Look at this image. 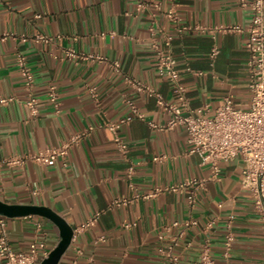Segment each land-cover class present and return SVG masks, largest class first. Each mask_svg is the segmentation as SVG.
I'll return each instance as SVG.
<instances>
[{"label":"crops","instance_id":"crops-1","mask_svg":"<svg viewBox=\"0 0 264 264\" xmlns=\"http://www.w3.org/2000/svg\"><path fill=\"white\" fill-rule=\"evenodd\" d=\"M144 1L146 9L138 11L135 0H0V36L8 34L0 39V96L14 97L0 104V201L47 207L73 228L58 264H167L157 250L159 234L164 244L174 245L177 264H200L206 238L217 264H264L262 226L250 192L241 187L243 162L239 157L221 161L219 177L205 182L192 206L186 190H162L143 197L155 187L193 176L207 178L210 169L197 154L188 152L185 126L168 127L173 113L127 81L140 80L167 101H175L169 80L156 69L149 31L153 23L157 42L176 59L191 108L208 102L212 114L225 95L237 106H247L249 69L244 41L250 6L238 0H177L179 25L238 24L243 28L239 32L180 33L176 23L165 16L167 0ZM36 33L60 37L36 41L32 39ZM166 35L171 36L168 46ZM213 44L219 47L215 57L210 55ZM67 48L101 54L108 60L69 58ZM19 52L33 71L35 95L44 98L48 84L56 85L58 110L44 101L32 117L23 106L26 93L16 64ZM115 59L121 72L109 64ZM187 64L192 70L186 69ZM132 105L144 118L135 117L118 130L134 164L128 178V161L116 148L108 123L130 114ZM83 130L86 135L58 160L45 164L26 160L18 165L3 161L59 145ZM154 156L162 158L154 160ZM116 198L131 200L116 204ZM22 208L14 209L13 215L1 214L12 248L27 251L36 239L44 241L50 251L60 239L58 226L45 215L24 214ZM96 211L100 215L94 226L74 231ZM188 216L198 223L179 235L181 226H172V222ZM230 217L234 240L225 259L224 233ZM130 222L135 224L124 226Z\"/></svg>","mask_w":264,"mask_h":264},{"label":"built area","instance_id":"built-area-1","mask_svg":"<svg viewBox=\"0 0 264 264\" xmlns=\"http://www.w3.org/2000/svg\"><path fill=\"white\" fill-rule=\"evenodd\" d=\"M169 6L165 11V16L176 23L175 28L178 32L185 30L210 31L214 33L217 30L222 32H239L243 28L238 24H221L216 26H204L200 24H181L178 23L177 0H167ZM242 6H250V21L246 27V37L244 41L245 50L247 52V66L249 69L248 88L250 91V99L247 106H237L229 95H225L220 103L215 107L214 112L209 114L210 105L205 102L198 108L189 106V98L187 95V87L181 80L180 71L176 66L175 57L165 51L157 42L155 33L156 28L153 23L149 25V31L152 39V47L156 53V69L158 74L167 78L171 84L175 94V101H167L163 95L152 86L132 78H127L128 83L137 91L147 96L153 97L157 105L173 113L168 120V127L175 124H183L186 130V140L188 142V152L197 154L202 164L208 165L210 176L189 177L176 183L169 184L164 187H155L150 192L143 195L149 197L156 195L162 190L182 192L187 191V201L190 206L194 205L199 190L205 187V182L209 179H217L219 177L223 160H232L239 157L243 162L241 171L240 184L241 187L248 190L252 196L253 208L256 211L261 222L262 232L264 236V0H238ZM136 10L143 11L147 7L144 0H135ZM39 16V14L37 15ZM8 34H3L0 39L5 38ZM54 37L59 38L60 35L52 36L42 33H36L32 36L33 40L51 42ZM22 40H27L26 36H21ZM171 36L166 35L164 38L165 45H169ZM219 51V47L213 44L210 55L215 57ZM66 57L74 59H90L97 61L108 60L101 54L79 53L73 48L65 50ZM16 64L22 77L23 87L25 90V98L22 101L30 116L35 117L44 101L51 102L58 110V91L54 83L47 86L46 95L41 98L34 94V74L27 62L24 54L16 55ZM109 64L116 72H121V64L119 60H109ZM186 69L192 70L187 64ZM93 95H96L94 88H90ZM14 100L13 96H0V104H6ZM143 119L144 114L132 105V112L119 120L110 121L109 128L114 134V143L118 151L128 161L127 177L131 178L134 173V164L129 157V147L127 142L120 136L118 130L122 124L129 123L133 118ZM156 126L154 123H150ZM87 130H83L70 135L59 145H47L35 152L15 154L4 158L7 165L22 164L26 160L45 164L47 161L58 160L63 158L69 151V148L79 143L81 138L85 136ZM162 156H154V160H158ZM139 195L136 194L135 197ZM131 199L116 198L114 203H128ZM100 212L96 211L92 216L81 222L74 231L92 227L96 224ZM197 220L191 216L183 220H174L172 226H181V235L184 230L193 225H197ZM135 222L125 223L128 227ZM212 224V220L205 225L206 230ZM223 256L228 258L234 234L232 231L231 217L225 225ZM99 236L98 239H103ZM161 244L158 246V252L166 260L167 264H177L178 255L173 252L174 245L172 243H163V234L158 235ZM190 243L188 242L187 245ZM44 241L33 240L29 244L27 251H16L12 248L6 229V220L0 214V259L4 260V264H40L39 258L48 255ZM200 264H217L210 254V246L208 238L205 239L200 252ZM222 264H230L228 261Z\"/></svg>","mask_w":264,"mask_h":264},{"label":"water","instance_id":"water-1","mask_svg":"<svg viewBox=\"0 0 264 264\" xmlns=\"http://www.w3.org/2000/svg\"><path fill=\"white\" fill-rule=\"evenodd\" d=\"M23 206L8 205L0 201V214L13 215L14 209L22 208ZM24 214L38 213L49 217L59 228L60 239L57 244L48 252V255L41 260L40 264H58L62 254L69 246L72 235L73 228L66 223V221L44 206H24Z\"/></svg>","mask_w":264,"mask_h":264}]
</instances>
